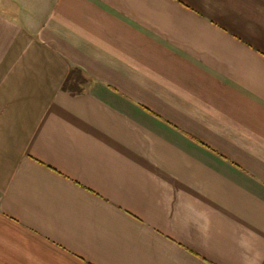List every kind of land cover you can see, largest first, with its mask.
<instances>
[{
	"label": "crops",
	"instance_id": "obj_1",
	"mask_svg": "<svg viewBox=\"0 0 264 264\" xmlns=\"http://www.w3.org/2000/svg\"><path fill=\"white\" fill-rule=\"evenodd\" d=\"M0 264H264V0H0Z\"/></svg>",
	"mask_w": 264,
	"mask_h": 264
},
{
	"label": "trees",
	"instance_id": "obj_2",
	"mask_svg": "<svg viewBox=\"0 0 264 264\" xmlns=\"http://www.w3.org/2000/svg\"><path fill=\"white\" fill-rule=\"evenodd\" d=\"M87 82V78L78 68H73L63 84V90L72 94H78L83 91V86Z\"/></svg>",
	"mask_w": 264,
	"mask_h": 264
}]
</instances>
